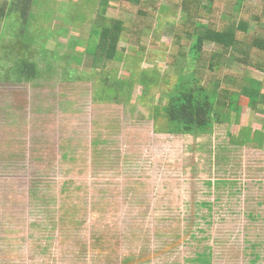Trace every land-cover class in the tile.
I'll list each match as a JSON object with an SVG mask.
<instances>
[{
  "label": "rangeland",
  "instance_id": "obj_1",
  "mask_svg": "<svg viewBox=\"0 0 264 264\" xmlns=\"http://www.w3.org/2000/svg\"><path fill=\"white\" fill-rule=\"evenodd\" d=\"M151 10L138 45L118 0H34L30 43L0 14V264H264V119L243 98L239 116L218 100L209 133L168 132L163 108L199 64L182 7ZM116 23L114 59L94 61ZM263 36L251 22L246 41ZM15 41L39 77L7 71ZM225 59L263 76L240 52Z\"/></svg>",
  "mask_w": 264,
  "mask_h": 264
},
{
  "label": "trees",
  "instance_id": "obj_2",
  "mask_svg": "<svg viewBox=\"0 0 264 264\" xmlns=\"http://www.w3.org/2000/svg\"><path fill=\"white\" fill-rule=\"evenodd\" d=\"M105 3L106 0H101ZM121 10L132 15L133 25L129 36V42L138 45L140 33L145 28L153 26L155 9L160 0H118ZM186 12V22L183 32L193 42L190 50L193 58L199 64L196 76L192 75L188 84L176 87L169 97L167 106L163 108V115L167 119L168 132L172 134L200 135L209 133L213 120H219V113L215 110L218 100L230 112L239 116L242 110L240 99L246 102L244 107L250 108L257 113H264V88L263 83L257 78L245 74L232 72L227 64L230 51L240 52L247 59V66L252 70L264 74V57L252 55L251 49L264 54V36L254 38L247 42V31L251 22L257 23L264 28V0L262 4L250 0H211L206 7L202 0H173ZM34 0H9L8 7L1 15L4 18H12L13 24L19 29L16 36L26 38L31 42L27 34L29 18ZM227 18H223L224 16ZM207 20L206 24L198 20ZM120 25L102 28L98 54L93 53L94 61L100 62L102 57L111 61L116 55V45ZM13 40V39H11ZM212 43L221 46L220 53H211L202 50V45ZM24 45V47H21ZM27 41L11 42V50L15 56L10 59L9 72L18 81H31L39 77L41 69L33 52H29ZM214 63V67H213ZM216 66V67H215ZM200 80L206 85L212 84L210 94L207 89L200 85ZM257 132L254 131L255 135ZM247 140V139H246ZM249 142L251 139L248 140ZM206 264V260H202ZM208 263V262H207Z\"/></svg>",
  "mask_w": 264,
  "mask_h": 264
},
{
  "label": "crops",
  "instance_id": "obj_3",
  "mask_svg": "<svg viewBox=\"0 0 264 264\" xmlns=\"http://www.w3.org/2000/svg\"><path fill=\"white\" fill-rule=\"evenodd\" d=\"M254 2V1H253ZM262 0H257V4H262ZM255 3V2H254ZM255 71V70H254ZM260 74H262L263 76L260 78V79H257V80H260V81H262V83H263V88H264V74L263 73H261V72H259ZM255 115L257 116V117H261L262 119H264V113H255ZM260 126V128L262 127L261 125H259ZM260 128H254L255 130H259V131H263L262 129H260Z\"/></svg>",
  "mask_w": 264,
  "mask_h": 264
}]
</instances>
